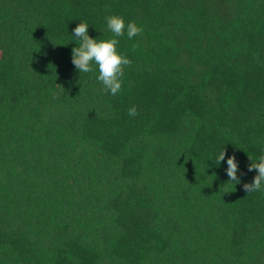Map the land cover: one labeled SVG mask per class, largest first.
Returning a JSON list of instances; mask_svg holds the SVG:
<instances>
[{
	"label": "trees",
	"instance_id": "16d2710c",
	"mask_svg": "<svg viewBox=\"0 0 264 264\" xmlns=\"http://www.w3.org/2000/svg\"><path fill=\"white\" fill-rule=\"evenodd\" d=\"M109 15L115 96L71 58ZM261 154L264 0H0V264H264Z\"/></svg>",
	"mask_w": 264,
	"mask_h": 264
},
{
	"label": "clouds",
	"instance_id": "9594fccd",
	"mask_svg": "<svg viewBox=\"0 0 264 264\" xmlns=\"http://www.w3.org/2000/svg\"><path fill=\"white\" fill-rule=\"evenodd\" d=\"M105 20L108 30L113 34L111 39L106 40H98L91 37L88 34L89 25L87 23L80 22L77 24L73 29L72 36L78 43L76 47L72 48L71 58L73 65L79 73H91L94 64L99 73L96 79L102 83L106 91L115 96L122 88L121 78L124 75L125 66H130L132 63L127 55H123L117 51L119 43L117 37L124 36L126 32L128 39L131 40L141 35L143 29L135 22H128L126 24L124 18L118 15H109L105 17ZM135 48L136 45H133L132 50L135 51ZM137 114L136 106L128 109L130 117H135ZM224 159L225 150L223 149L216 158V164L219 165ZM249 160L251 163L248 165V170H256L257 174L252 182L244 183L243 188L246 193L264 192V154H261L258 159H253L249 155ZM226 172L228 182H232L234 185L240 183V178L237 175L238 162L234 155L227 158Z\"/></svg>",
	"mask_w": 264,
	"mask_h": 264
}]
</instances>
